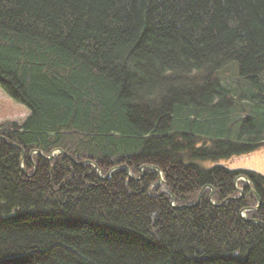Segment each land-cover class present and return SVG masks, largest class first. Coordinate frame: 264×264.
<instances>
[{"label": "trees", "instance_id": "16d2710c", "mask_svg": "<svg viewBox=\"0 0 264 264\" xmlns=\"http://www.w3.org/2000/svg\"><path fill=\"white\" fill-rule=\"evenodd\" d=\"M0 89V264H264V176L192 162L264 146V0H0Z\"/></svg>", "mask_w": 264, "mask_h": 264}, {"label": "rangeland", "instance_id": "374dc122", "mask_svg": "<svg viewBox=\"0 0 264 264\" xmlns=\"http://www.w3.org/2000/svg\"><path fill=\"white\" fill-rule=\"evenodd\" d=\"M29 116V110L22 104L10 99L0 89V124L5 121H14L22 123ZM200 168L211 169L215 165H222L229 169H248L253 170L264 176V146L259 147L251 152L232 156L230 158H223L219 160H194L192 161ZM25 171L26 168L23 165ZM34 171L37 167L34 166ZM61 187H59L60 189Z\"/></svg>", "mask_w": 264, "mask_h": 264}, {"label": "water", "instance_id": "95a60500", "mask_svg": "<svg viewBox=\"0 0 264 264\" xmlns=\"http://www.w3.org/2000/svg\"><path fill=\"white\" fill-rule=\"evenodd\" d=\"M2 138L6 141V139H5L4 137H2ZM9 144L12 145V146H16V144H13V143H9ZM37 152H38V151H37ZM56 153H62V154H64L65 156H68L70 159H72L73 161H75V162L78 163V164H82V165H83V164H91L92 166L95 167L98 176H99L101 179H104V180H108V179L110 178V176H111V174H112L113 171H115V170H117V169H121V168H122V169H125L126 171H128V172H129V175H130L131 177H133L132 173L130 172V168L127 167V166H125V165H121V166L113 167V168L108 172V174H107L106 176H104V175L102 174V172H101V169L99 168V166H98L95 162H93V161H91V160L77 161V160H75L71 155H69L67 152L63 151L62 149H56V150H54V151L51 153V156H49V157H47V158L52 159V158L55 156ZM23 156H24V152H23V150H22V158H23ZM44 156H45V155H44ZM21 168H22V170L26 173V171H25V169H24V167H23V164L21 165ZM146 168L155 169V170H157V171L159 172L160 178H159V181L157 182V184L161 185V187L163 188V190H164L166 193L170 194V196H171V205H172L175 209L182 210V209H185L186 207H193V206L197 205V204L200 202L201 197H202V195H203V193H204V191H205V188H203V189L201 190V192H200V194H199L198 201H197L195 204H192V205H176V204L174 203V202H175V197H174V195L170 192V190H169V188L166 186V184L163 183V181H164V176H163L161 170H160L158 167H154V166H152V165H145V166H143V167L141 168V175H140L139 177H133L134 180H141V179L143 178V170L146 169ZM34 173H35V171H34L32 174H27V176H28V177H31L32 175H34ZM240 179L244 180V181L247 183L248 188L251 190V192H252V193L256 196V198L258 199V205H257L255 208H246V209H244V210L242 211V217L246 218V215H245L246 211H249V210H258V209L260 208V206H261L262 201H261V199L259 198V196L257 195L256 191L254 190V188H253V186H252V184H251V181H250L247 177L240 176V177L237 178L236 183H237V181L240 180ZM238 191H239V196L228 198L226 201L223 202V204H224L225 202L229 201L230 199H241V198L243 197L244 192H243V190L240 189V188H238ZM212 197H213V192H212V194L210 195V200H211V201H212ZM212 203L215 204V205H217V206H218V205H221V204H216L214 201H212ZM249 221H250V222H257V223L264 224L263 222H261V221H257V220H249Z\"/></svg>", "mask_w": 264, "mask_h": 264}]
</instances>
